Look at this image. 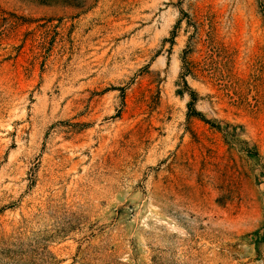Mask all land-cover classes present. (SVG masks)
<instances>
[{
  "label": "rangeland",
  "instance_id": "1",
  "mask_svg": "<svg viewBox=\"0 0 264 264\" xmlns=\"http://www.w3.org/2000/svg\"><path fill=\"white\" fill-rule=\"evenodd\" d=\"M0 264H264V0H0Z\"/></svg>",
  "mask_w": 264,
  "mask_h": 264
}]
</instances>
